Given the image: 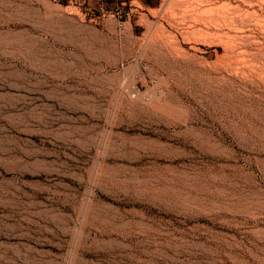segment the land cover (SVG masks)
Instances as JSON below:
<instances>
[{
    "label": "rangeland",
    "instance_id": "374dc122",
    "mask_svg": "<svg viewBox=\"0 0 264 264\" xmlns=\"http://www.w3.org/2000/svg\"><path fill=\"white\" fill-rule=\"evenodd\" d=\"M198 1L0 0V264H264V8Z\"/></svg>",
    "mask_w": 264,
    "mask_h": 264
},
{
    "label": "bare ground",
    "instance_id": "6f19581e",
    "mask_svg": "<svg viewBox=\"0 0 264 264\" xmlns=\"http://www.w3.org/2000/svg\"><path fill=\"white\" fill-rule=\"evenodd\" d=\"M198 1V0H197ZM247 0H201V2H202V6L204 7V10L206 9L207 10V12L209 13V11H215L216 9H218V8H221V7H223L224 8V10H225V7L227 8V7H229L230 9H234L233 10V12L235 11V9H238L240 6H241V4L242 3H244V2H246ZM199 2V1H198ZM200 2V3H201ZM248 2V1H247ZM246 2V3H247ZM257 2L260 4V5H262V7L264 8V0H257ZM179 3V2H178ZM199 3V4H200ZM245 3V4H246ZM172 4V3H171ZM181 4V3H180ZM248 4V3H247ZM250 4V3H249ZM252 4H255V3H251V5ZM260 8V7H259ZM242 9V8H241ZM206 10H205V12H206ZM220 10V9H219ZM229 10V9H228ZM228 10H226V11H228ZM251 10V9H250ZM239 11H240V9H239ZM245 11H247V10H245ZM262 11V10H261ZM222 12V11H221ZM252 12V11H251ZM254 12V11H253ZM207 13V14H208ZM231 13V12H230ZM248 13V12H247ZM237 15V17H239V15H240V13H237V14H235L234 15V17ZM248 15V14H247ZM215 16H217V18H218V15H215ZM242 16V15H241ZM241 16L239 17V26H237V28L235 27H233V28H224L219 22L217 23V21H219V20H217V18H216V22H214V23H212L213 22V20H207V21H199L198 23H199V27H201V28H203V29H206V30H209V29H219L221 32L223 31L224 32V34L225 33H227V32H232V34L236 37V38H239L240 39V41L242 42L243 40H247L248 38H249V34L247 33V31L245 30V28L244 27H246L247 25H255L256 27H259L260 28V30L262 29V27L264 26V23H260V24H262L263 26H260V24H259V22H257V21H255V22H257V24H253L252 22L250 23H246L245 24V20L243 21L242 20V18H241ZM212 17V16H211ZM224 17V16H223ZM222 17V18H223ZM200 18V17H199ZM213 18H215L214 16H213ZM245 18H247V17H245ZM257 18V17H256ZM193 19V18H192ZM207 19V18H206ZM205 19V20H206ZM210 19V18H209ZM227 19H228V16H227ZM229 19H231V18H229ZM228 19V20H229ZM237 19V18H236ZM264 19V18H263ZM194 20V19H193ZM232 20H235V18L233 19V17H232ZM261 20V19H260ZM196 21H198V20H196ZM221 21V20H220ZM230 21V20H229ZM237 21V20H236ZM232 22V21H231ZM234 22V21H233ZM237 23V22H236ZM235 23V24H236ZM259 24V25H258ZM225 25H226V23H225ZM188 26H190V24L188 25ZM227 26V25H226ZM234 26V25H233ZM227 27H231V26H227ZM201 28H200V30H201ZM247 28V27H246ZM249 28V27H248ZM247 28V29H248ZM253 29V28H252ZM198 30H199V28H198ZM218 30V31H219ZM263 30H264V28H263ZM213 31V30H212ZM202 32V31H201ZM216 32V31H215ZM214 32V33H215ZM264 32V31H263ZM218 35V34H217ZM220 35V34H219ZM218 35V36H219ZM217 36V37H218ZM233 36V37H234ZM221 37H223L222 35H221ZM234 37V38H235ZM229 38H231L230 37V35H229ZM233 38V39H234ZM220 39V38H219ZM228 39V38H227ZM230 40V39H229ZM228 40V41H229ZM258 41V40H257ZM244 43V42H243ZM245 44V43H244ZM241 47V49L240 50H238V54H241L240 56H243V55H245L247 52H246V50H245V48H244V46L243 45H241L240 46ZM234 48H235V46H234ZM259 52H263V50H259Z\"/></svg>",
    "mask_w": 264,
    "mask_h": 264
},
{
    "label": "built area",
    "instance_id": "2783aa9c",
    "mask_svg": "<svg viewBox=\"0 0 264 264\" xmlns=\"http://www.w3.org/2000/svg\"><path fill=\"white\" fill-rule=\"evenodd\" d=\"M57 2H65L66 0H56ZM91 1L95 4V8L102 12H109L118 18H129L135 6L134 0H81L82 5H90ZM119 19V20H120ZM121 24L124 22L120 20Z\"/></svg>",
    "mask_w": 264,
    "mask_h": 264
}]
</instances>
